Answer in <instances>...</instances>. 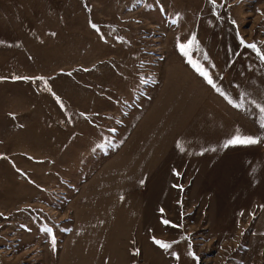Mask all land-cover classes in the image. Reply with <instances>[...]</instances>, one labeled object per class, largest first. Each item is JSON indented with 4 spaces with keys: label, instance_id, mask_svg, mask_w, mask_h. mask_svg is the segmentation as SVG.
Wrapping results in <instances>:
<instances>
[{
    "label": "rangeland",
    "instance_id": "obj_1",
    "mask_svg": "<svg viewBox=\"0 0 264 264\" xmlns=\"http://www.w3.org/2000/svg\"><path fill=\"white\" fill-rule=\"evenodd\" d=\"M261 55L264 0H0V264H264ZM174 65L206 71L259 143L226 152L238 176L177 196L191 210L166 196L131 243L121 226L96 241V169Z\"/></svg>",
    "mask_w": 264,
    "mask_h": 264
},
{
    "label": "crops",
    "instance_id": "obj_2",
    "mask_svg": "<svg viewBox=\"0 0 264 264\" xmlns=\"http://www.w3.org/2000/svg\"><path fill=\"white\" fill-rule=\"evenodd\" d=\"M165 72H157L145 92L149 103L123 142L96 169V241L110 234L108 227L121 226L125 230L119 241L131 243L137 212L149 210V204L166 205V196H176L169 210H191L194 201L177 196L206 192L214 187V179L231 177L230 165L238 176L244 163L237 156L229 159L226 152L232 145L225 147L245 133L238 107L186 65ZM232 148L238 153L239 145ZM160 195L157 203L153 196ZM88 226L82 222L81 234Z\"/></svg>",
    "mask_w": 264,
    "mask_h": 264
},
{
    "label": "snow or ice",
    "instance_id": "obj_3",
    "mask_svg": "<svg viewBox=\"0 0 264 264\" xmlns=\"http://www.w3.org/2000/svg\"><path fill=\"white\" fill-rule=\"evenodd\" d=\"M93 27H95V25H93ZM241 43H243V41H241ZM248 48H252L253 50H256V45L254 44H249L246 45ZM181 50L184 51L185 46L181 45ZM259 54V52H258ZM261 60H264V55L260 56ZM197 70L200 72V74L202 76H204L207 79V82L209 84H213L212 79L208 76V73L206 71H204L202 68H200L199 66H197ZM214 86V85H213ZM261 112H264V108H261ZM261 127H264V124L261 125ZM259 143V140L256 138H253L251 136H240V135H236L234 136L232 139L228 140L227 143L225 144V147H228L229 145L232 146H237V145H242V146H248V145H255ZM163 223L165 225H169L170 222L167 220H164ZM173 227H177V225H172ZM154 243L157 244L159 247L167 250L171 247V244L160 241V240H155L154 239ZM134 254H138V253H134Z\"/></svg>",
    "mask_w": 264,
    "mask_h": 264
}]
</instances>
